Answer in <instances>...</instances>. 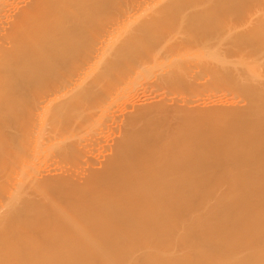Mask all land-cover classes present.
Returning <instances> with one entry per match:
<instances>
[{
	"label": "bare ground",
	"instance_id": "bare-ground-1",
	"mask_svg": "<svg viewBox=\"0 0 264 264\" xmlns=\"http://www.w3.org/2000/svg\"><path fill=\"white\" fill-rule=\"evenodd\" d=\"M140 1L138 4V0H81L77 6L76 0H34L21 10L12 26L5 29L8 45L0 40V109L5 108L0 114V128L12 121L7 126L11 124L8 128L13 129L11 135L6 133L7 136L17 139V144L22 143L23 136L33 124L34 113L42 108V111L53 114L49 130L54 127L52 132L55 134L49 132L53 139H57L66 123L70 127L64 115L73 108L78 109L81 98H89L91 94L94 97V92L98 96L99 91L115 93L113 89L123 84L130 67L138 60V46L137 50L145 44L150 47L165 42L169 51L170 47L173 50L197 42V35L189 32L173 38L163 36L168 39L166 41L157 29L155 38L149 36L146 39L149 33L144 37L143 34L149 31L146 28L150 25L144 26V32L140 33L138 29L143 25H139L137 34L133 29L124 39L116 40V30L113 31L114 37L113 33L110 35L112 43L110 39L102 43L99 34H105L114 18L103 24L102 20L117 16L127 4L134 9ZM149 1H143L140 11L147 7L145 4H149L147 10L153 7ZM159 1L163 5L158 3V8L165 7L168 1L169 4L173 2ZM203 1L179 0L175 6L163 8V13L168 10L169 13L171 8L177 15V10L172 7L181 6L198 14L206 13L210 5ZM262 4L263 8L256 7L263 11L257 9V15L248 25L241 26L242 30L237 32L235 29V36L231 32L232 42L226 39V46L234 43L230 50H237L242 46L238 43H245V48L264 54V34L259 33L264 29V2ZM231 9L228 8L231 13L237 10ZM155 10L154 7L152 12L155 15L162 13ZM147 14L150 12L145 16ZM102 26L104 30L99 33L97 28ZM213 35L205 37L207 40L218 38ZM2 37H5L4 33ZM100 42L107 51H100L96 57L88 49ZM140 54L143 53L140 51ZM101 64L108 79L95 80L96 77L94 85L85 82L83 86L78 83L73 86L78 82H72L74 78L79 77L81 84L83 74L88 75L89 70L92 74L98 73ZM182 71L187 70L182 68ZM101 75L103 73L97 74ZM56 76L58 81H52L51 88L49 81ZM33 86L39 91L41 88L40 96L43 97L33 98L39 95ZM14 90L21 91V97L29 95L24 97L29 102L24 100L27 103H21L22 99L16 98L18 92ZM27 91L36 94L32 96L29 92L26 94ZM253 92L260 95L246 106L236 103L237 106L233 107L236 104L230 105L227 100L229 104L226 101L200 104L194 99L134 104L133 110L124 115L125 120H122L121 129L118 128L119 135L110 154L97 163V167L85 169L84 174L62 171V174L51 173L50 176H40L37 170L33 188L24 193L15 207L0 213V264H88L94 258H105L116 250L128 249L134 251L128 264H264V204L253 203L256 195L264 192V79ZM75 95L83 96L76 97L78 107L72 103L71 97L76 100ZM20 106L27 110L18 108ZM17 108L22 115L15 113ZM61 116L64 118L59 120ZM72 126L75 127L73 123ZM65 145L67 149V143ZM212 174L230 180L229 185L205 204H200L201 192L217 182V176ZM241 202L249 204L254 217L245 225L240 224L241 219L236 213ZM188 221H192L188 226V238L199 237L201 246L175 250L167 256L164 250L149 241L163 243L171 237L183 236ZM250 233L257 234L259 242L242 247L245 244L243 235ZM204 246L207 248H202ZM85 253L91 256L85 257Z\"/></svg>",
	"mask_w": 264,
	"mask_h": 264
},
{
	"label": "rangeland",
	"instance_id": "rangeland-1",
	"mask_svg": "<svg viewBox=\"0 0 264 264\" xmlns=\"http://www.w3.org/2000/svg\"><path fill=\"white\" fill-rule=\"evenodd\" d=\"M33 1L34 0H0L1 43L7 44L6 34L8 32H6L5 29L8 30V28L12 26L13 22L16 21L20 16L21 10L29 4H32ZM76 1L78 6L81 0ZM143 1L144 0L140 1V5H144ZM148 1L149 0H145V3ZM153 1H156L155 4L157 3V5H155ZM153 1H149L152 2L151 4H153V7H149L148 10L146 8H148L149 4H145V6L147 7H143L142 11H140L142 8L140 5V7L138 6L139 8L136 7L138 9L137 10L136 8L133 9L132 6L130 7V5L127 4L122 8V11L124 12L123 14H120V12H122L120 10L117 16L112 15L111 18L106 17L105 20H102L103 24L106 22L108 23L109 20L111 21L114 18L113 23H110L111 25L107 27L106 32L104 31L105 34L104 32V35L99 34V36H102L100 37L102 38L101 42L103 43L104 41L109 40L111 38V33L116 30L117 31L115 32V36L118 35V37L116 36V40L124 39L125 37L130 35V32L134 30L137 34L136 28L139 27V25H143V27L141 26V28L143 29L139 28L141 29L139 30L137 28L139 33L142 31L144 32L146 25H150L149 27L147 26L148 28H146L149 31L147 32L146 30V34H143L144 37L149 33V35L145 37L146 39L150 38L151 36L155 38L157 32H161V36L165 40L167 37H178L179 35L181 36L184 32H189L192 34L194 33V36L197 35L196 37L198 38L195 39V41L197 42L192 43L191 45L193 46L185 45L186 47H183L178 45L179 47H175V49L173 48L175 45H173V50H171L170 47L169 51L166 50V48L168 49L167 46L169 45H166L167 43L165 42H162L163 44L156 43L153 46L151 45L152 49L151 46H145V44L144 47L141 46V48L137 50L139 48L138 46V48L136 49L138 60L132 67H130V69L127 68V70L129 69L128 76L124 79L123 84L120 85V87H117L119 90L113 89L116 90V92L113 93V91L110 92V94L109 90L108 92L106 90L105 93L99 91L102 94L100 95V93L98 92V96L97 92H94L93 96L94 94L96 96L92 97L91 94V98L84 97L85 99L81 98L83 97L82 95H80V97H77L75 95L76 100L71 97L72 103L75 102L74 105L76 104L77 107L78 105L80 106L78 109L73 108L71 112H69L68 114L66 113L67 115H64L68 118L66 119L65 117L66 122L70 123V127L65 122L66 128H61L60 132L62 133H60V135L58 133L59 127L55 126L56 128H58L57 133L59 137H57L58 135L53 137H57V139H53L50 135V132H52V130L54 131V127H52L51 131L49 130L51 128V125H49V123L50 119L53 117V114H50L51 112L49 111H42V108L39 110L37 109V112L34 113L31 122V124H33L30 126L29 131L26 132V134L23 136V142L20 144H17V139H12V137L6 135V133H8V135H11L10 132L13 131V129L8 128L11 124L7 126V124L11 123L12 121L4 124V128H0V213L6 209L15 207L18 202L21 201L24 193L30 191L33 188L36 182L35 179L37 170L38 172L40 171V176H42L43 174L44 176H50L51 173L53 175H55L54 173H56V175H59L66 172H77V174H84L85 172H87V169L89 170L94 166L97 167V163L100 164L101 160H105V156L110 154L111 149L113 148L112 146L114 144V141L119 135L118 130L121 129L123 125L122 120L124 121L127 113H130L133 110L134 104L142 102L149 103V101L151 102L157 100H168L169 102L172 101L175 103V99L178 101L182 99H194V102L200 104H222L227 100L228 102H230V105L237 103L239 105L242 104L243 106L245 104H250L253 99H255V96L260 95L256 92L252 93V91L255 90V86L260 87V82L264 79V54L262 55L260 54V51H254L252 50V48L249 49V47L245 48V43H238L239 46L242 45L240 46L241 49H238L240 48L238 47L237 50L236 48H234V51H232L233 49L230 50L231 47H234V43H231L233 41V37L231 39L230 36L232 34L231 32H234L235 29V32H237L242 30L241 26H243L244 28L246 25H248L255 14L258 13L257 9H259L260 12L263 11L260 10V8L263 6L262 3L264 2V0H246L245 3L244 0H240V2L239 0H206L205 2L210 5V9H208L210 11L207 10L206 13L204 12L205 14L201 13V15L192 11L193 9L191 10V8H187V6H181V8L172 7V9L177 10V15H175L176 13L173 12L170 8V12L174 13L171 14L169 12L172 16L167 15L169 11L168 9V11H165L166 13L163 12L164 10H166V7L169 8L173 5L175 6V4L178 3L179 0H173V2L175 3L170 2V4L169 1H166L168 5L166 2H163L165 1L163 0L162 2L166 3L164 4L165 7H163L165 8L164 10L163 8H161V6L163 5H161V1ZM67 2L69 3L71 1ZM198 2L199 1H197V3ZM225 2L228 4H226ZM158 3L161 5L159 8ZM171 3L173 4L171 5ZM215 5L218 6L215 7ZM256 5L258 7L260 6V8L256 7ZM126 6H129L128 9L126 8ZM154 7L156 8L157 13H160L159 11H162L164 15H161L162 13L157 14L156 12L155 13L157 15L153 14L154 11L152 12V9L154 10ZM227 7L229 9L232 8L231 10H237L236 12L231 13V11L228 10ZM239 7L242 8L240 9ZM144 8L146 9V13L150 12V14H147L145 16L146 13L144 12ZM111 9L113 10L114 7H112ZM140 12H144L145 14H141ZM151 12L155 16H153ZM98 14L99 11L96 15L98 16ZM154 20L156 21V23H154ZM143 21H146L145 25L144 23L142 24ZM147 21L150 24H148ZM102 29L103 26L101 29L97 28V30L100 31L99 33L102 32ZM156 29L158 30L157 32H155ZM210 32L212 33V35L215 34L218 38L207 40L205 36L211 34ZM235 32L232 36H235ZM3 33L5 37H2ZM259 33L260 35L264 34V29ZM113 35L114 33L112 34V36ZM163 36H165L166 38ZM145 38H143V40H145ZM161 39L158 40L161 42ZM226 39L229 41L232 40L229 46L225 45V42L227 41ZM216 40L218 42H216ZM222 40L223 43L220 44L219 42H222ZM111 41L112 40L110 39V42ZM101 42L99 44L100 46L97 45L95 47H91L88 49V51H93V53H95L94 56L96 57L101 54L100 51L106 52L107 50H104V45L101 44ZM179 43L180 42H178V44ZM173 44L176 43L174 42ZM163 46H165V48H163ZM243 47L246 50H244ZM101 48H103V50H100ZM227 48L229 52H232L229 53ZM140 51L144 55H139ZM95 63L97 62H93L94 66H96ZM103 68L104 67L101 64V69H98V73H96L95 70L93 72H95L96 74H92L91 70H89V72L87 71L88 75L83 74V77L81 75V84L78 80L79 77H76L77 79L74 78L75 80H73L72 82H78H75L73 86H76V83H78V85L80 86H83L85 82H87V84L91 82V85H94L97 82L95 80H99L102 78L108 79L104 75ZM182 68H185L187 71H182ZM173 69L176 71V73H174L175 71L173 72ZM99 73H103V75L97 76V74ZM57 77L58 76L54 77V80L51 79V81H49L51 82L49 86L54 83L52 81H56L55 78ZM49 82L47 83L49 84ZM48 84L46 85L48 86ZM33 88L35 89L34 92H37V94L39 92L38 96H33V94L36 93L31 94V92L29 91H27L26 94H28L29 92L33 96V98L38 97L39 99L41 88L40 91L37 87V89L34 86ZM32 90L33 89H31V91ZM14 91L16 92L17 90ZM259 91L262 94L263 90L260 89ZM17 92L18 93L16 95V98H21V103L29 102L24 99L26 95L24 96L23 94L24 97H21V91ZM42 94H44V92ZM27 97H29V95H27L25 98ZM76 97L81 98L79 100V104L76 103L78 102V99ZM33 98H30L29 100L32 101ZM43 99L41 102H44L45 99ZM24 100H26L27 102ZM228 102L227 104H229ZM237 104L233 107L237 106ZM18 108L27 110L25 107L23 108V106H20ZM18 108L16 109L15 113H18ZM2 110L5 111V108L0 109V114H2ZM20 112L21 111H19V113ZM22 112L23 114L25 113V111ZM4 113L5 112H3V114ZM19 113L17 115H19ZM20 114L22 115V113ZM21 115L20 117H22ZM62 116L61 118H57H59V120H62L64 118H62ZM18 118L19 116L17 117V119ZM69 118L72 120V122ZM25 119V121H28L27 118ZM14 120L15 117L13 121ZM54 121H52L53 124ZM81 122L83 123V125ZM71 123L75 125L74 128L73 126L71 127ZM80 124L82 125V127ZM62 125L64 126V124ZM76 125L79 126L76 128ZM1 127H3V125ZM53 134H55V132ZM1 135H3V137ZM48 136H51V138ZM50 139L52 142L50 141ZM66 143L68 146L67 149L64 148L66 146ZM73 147H75L76 151ZM7 157L9 159H7L6 161L5 159ZM212 175L217 176L215 178L217 182L214 185L210 186L208 189L201 192V195L198 199V202L200 204H205L206 202H208V199L210 197L214 196L215 194H220L225 189L224 187L229 185L230 180L225 181L223 178L219 177L220 174ZM253 203L255 205L264 204V192L258 193L254 198ZM236 213L241 219L240 224L245 225L249 223L252 218H254L251 215L249 204H247V202H241L240 206L236 208ZM191 223L192 221H188L185 223V234L181 237H171L163 243H157L152 240L149 241L158 246L160 250H164L163 253L167 256L172 255L175 250H186L190 247L201 246L199 245V237L188 238V226ZM262 227H264V224ZM243 238L245 240L243 243L245 244L242 245V247L253 245L260 240L255 233L244 234ZM188 239H191V241H188ZM202 248L206 249L207 247L204 246ZM204 252L206 253V251ZM133 253L134 251L131 249H128L127 251L116 250L115 252L108 254L105 258H94V260H89L88 264H128L133 256ZM90 256L91 255H89L88 253H85V257ZM211 264H215V262H211Z\"/></svg>",
	"mask_w": 264,
	"mask_h": 264
}]
</instances>
